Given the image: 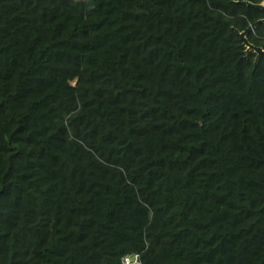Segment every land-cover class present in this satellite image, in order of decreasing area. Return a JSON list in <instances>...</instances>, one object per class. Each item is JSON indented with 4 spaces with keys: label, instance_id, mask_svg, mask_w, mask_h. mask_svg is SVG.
Masks as SVG:
<instances>
[{
    "label": "trees",
    "instance_id": "obj_1",
    "mask_svg": "<svg viewBox=\"0 0 264 264\" xmlns=\"http://www.w3.org/2000/svg\"><path fill=\"white\" fill-rule=\"evenodd\" d=\"M262 18L0 0V264H264Z\"/></svg>",
    "mask_w": 264,
    "mask_h": 264
},
{
    "label": "water",
    "instance_id": "obj_2",
    "mask_svg": "<svg viewBox=\"0 0 264 264\" xmlns=\"http://www.w3.org/2000/svg\"><path fill=\"white\" fill-rule=\"evenodd\" d=\"M236 2H240L242 4L250 5L252 7L259 8V9L264 11V0H262L260 3H252L249 0H236ZM260 23H264V18L255 21L253 24H250L247 28H245L242 31L235 30L239 39L241 40L243 45L246 47V51L253 50L256 53L254 63L257 62V59L259 56H264V50L261 47H258V46L251 44L248 41L246 36L252 28H254L256 25H258Z\"/></svg>",
    "mask_w": 264,
    "mask_h": 264
},
{
    "label": "built area",
    "instance_id": "obj_3",
    "mask_svg": "<svg viewBox=\"0 0 264 264\" xmlns=\"http://www.w3.org/2000/svg\"><path fill=\"white\" fill-rule=\"evenodd\" d=\"M123 260H124V262H127V257H124Z\"/></svg>",
    "mask_w": 264,
    "mask_h": 264
}]
</instances>
